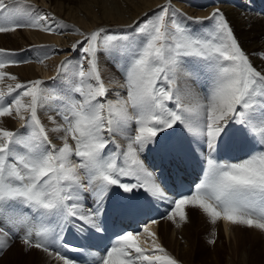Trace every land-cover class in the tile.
<instances>
[{"label":"snow or ice","instance_id":"snow-or-ice-1","mask_svg":"<svg viewBox=\"0 0 264 264\" xmlns=\"http://www.w3.org/2000/svg\"><path fill=\"white\" fill-rule=\"evenodd\" d=\"M16 4L33 11L30 23L22 24L10 10ZM158 7L156 14L145 13L142 22L128 26H135L133 37L107 34L105 28L74 29L81 37L72 46L82 53L80 62L65 60L57 69L58 76L70 73L67 88L48 90L40 79L18 82L8 87L9 95L15 93L11 103L0 92V117L15 113L23 121V131L0 127V253L23 231L20 238L28 249L51 255V217L58 218L60 233L73 228L89 236L103 233L109 204L117 214L140 211L139 192L145 194L144 203L167 200L168 220L186 222L185 209L192 206L212 224L224 220L264 231V51L247 53L219 9L206 18L214 21L211 28L196 32L177 19L171 0ZM25 26L51 33L64 25L51 13H36L27 0H0V33ZM15 55L0 49V79H17L3 71L18 63L6 59ZM102 55L119 65L122 82L112 74L106 85ZM114 84L126 95L116 91L115 99L108 100ZM45 109L47 124L39 114ZM180 125L191 137L186 146L175 135ZM237 132L251 136L260 150L242 161L221 162L217 155ZM51 133L62 134L59 146ZM146 151L178 164L189 152L199 153L206 163L204 179L190 193L169 199L163 180L142 158ZM144 233L152 238L151 250L142 247ZM62 247L72 249L67 242ZM55 257L76 264L60 251ZM94 264L179 261L144 225L116 234Z\"/></svg>","mask_w":264,"mask_h":264},{"label":"bare ground","instance_id":"bare-ground-1","mask_svg":"<svg viewBox=\"0 0 264 264\" xmlns=\"http://www.w3.org/2000/svg\"><path fill=\"white\" fill-rule=\"evenodd\" d=\"M33 1L38 0H27V3L35 6L36 13L40 15L51 13L64 26L60 27L59 31L51 33L26 26L20 27L13 32L0 33V48L9 52H22L24 51L23 49H28L30 53L36 54V57H39L38 62L42 61L43 68L40 69V72L41 74L44 72V80L55 81L58 79L57 82H49L51 85L47 86L48 90H60V88H67L70 84V73L58 76L57 69L60 63L67 60L66 58L71 56V52L75 51L72 47L73 43L81 39L74 29H81L87 33L98 25H103L101 28L104 27L105 29H110L108 28L110 26L128 28L134 21H138L142 15L144 16L146 12L161 3L159 0H129L130 2L122 0V3L113 1L104 3L103 0H99V4L94 10H90L87 6L82 9L81 7L83 6L80 4L77 7H75L76 5L65 7V2L62 4L61 0H49L46 2H49V8H43L42 5H35ZM220 1L216 5L226 15V20L233 29L234 35L242 48L247 53L264 51V0ZM9 8L14 11L16 18L22 24H28L34 18L33 11L26 9L24 4L9 5ZM181 8L187 14L193 15L194 13L192 8H187L184 5ZM20 9L26 10L16 11ZM209 12L210 9L196 11L194 16L205 17ZM26 17L28 18V23L24 21V19H27ZM99 21L102 22L99 23ZM52 24L54 26L55 22H52ZM205 31L204 27L199 30V32ZM58 43L62 46L68 45L70 49L66 50L65 47L56 48ZM62 49H65V51ZM47 53L48 56L46 55ZM49 56L52 58L49 59ZM8 59L15 60L16 58L9 57ZM22 59H25V61L19 62ZM19 61L3 69V71L10 73L17 79L11 80L7 77L0 79V92L8 94L9 86L14 88L18 82L24 83L38 79L39 74H37L34 63L30 59L25 57L19 59ZM253 62L256 65L261 64L257 57H253ZM101 63L106 69V85L109 75L112 74L116 76L117 80L122 82V77L117 71L119 65H114L111 58L103 55L101 56ZM53 77L55 79H52ZM60 81H62L61 85ZM110 87L115 93L120 91L121 95H126V92L119 89L118 85L114 84L110 85ZM193 87L196 91H200V86L193 84ZM12 95H15V93ZM12 95L4 96L6 103L12 100ZM111 100H114V98ZM170 107L174 106L170 105ZM39 114L42 121L47 124V115L49 114L47 110H42ZM19 120L15 113L11 117H0V127L9 130H20L18 125H16ZM22 122L20 120V123ZM132 124L135 127L134 121ZM21 131L23 130L21 129ZM132 133L134 134V132ZM59 135L62 134H50L53 143L58 146L61 144V141L57 138ZM175 135L185 143V146L187 141L191 139V137H188L183 125L178 126ZM120 142L126 144V140L123 137L120 138ZM113 147L110 146V150ZM193 155L198 159H203L199 153ZM185 211L188 217L186 222H180L177 217L175 221L163 220L150 229L151 232L156 234L157 242L166 249L170 256L179 261V264H264V248L259 241L260 236L264 235V231L241 225H231L224 220H219L212 224L202 211L192 206H187ZM177 224L180 226L178 227ZM221 224L224 228L225 236H223ZM151 239L146 233L141 235L142 247L151 249ZM210 240H214L215 243H209ZM16 242H10V246L6 248L5 256L0 260V264H6L4 260L7 259V261L18 259L19 264H61L52 254L50 255L35 248L28 249L22 241Z\"/></svg>","mask_w":264,"mask_h":264},{"label":"rangeland","instance_id":"rangeland-1","mask_svg":"<svg viewBox=\"0 0 264 264\" xmlns=\"http://www.w3.org/2000/svg\"><path fill=\"white\" fill-rule=\"evenodd\" d=\"M41 1H43L42 3H41ZM47 1H49V0H38V1H33L34 2V4L35 5H42V7L43 8H49V2L48 3H46ZM58 1H60V0H58ZM62 2V4L64 3L66 6L65 7H68V6H70V5H73V6H75V7H77L79 4L81 5V6H83V7H81L82 9L85 7V6H87V8L88 9H90V10H94V8L97 6V4H99V0H61ZM106 1H108L107 3H109L110 1H113V2H121L122 3V0H103V2L105 3ZM126 1H128V2H130V1H132V0H126ZM134 1V0H133ZM161 3L159 4V5H157L155 8H153V9H151L150 11H148V12H146V13H148L149 14V16H152V15H154V14H156L157 12H159L160 11V9H159V7L158 6H160V5H164V4H166V3H168L169 2V0H159ZM189 1V2H188ZM194 1V2H193ZM242 1H246V0H242ZM221 1L220 0H171V6H172V8H174V9H176L177 10V19H179L180 20V22L182 23V24H184V25H187V27H188V29L189 30H192V31H196V32H199V30H201V28H205L206 29V31L205 32H207L210 28H211V26L214 24V21H210V20H208V19H206L207 17H209V15L214 11V10H216V9H219L218 7H217V3H220ZM38 3V4H37ZM227 3V2H226ZM193 4V5H192ZM185 6V7H187V8H192V9H194V13L196 12V11H203V10H206V9H210V12H209V14L207 15V16H205V17H197V16H194L195 14L193 13V15H191V14H187V13H185L184 11H183V9L181 8L182 6ZM80 7V6H79ZM219 11L220 12H222V10L221 9H219ZM97 12V11H96ZM98 13V12H97ZM183 14V15H179V14ZM223 14H224V12H222ZM258 14V13H257ZM224 16H225V18H226V15L224 14ZM191 17H194L193 19H187V18H191ZM27 18V17H26ZM145 17L142 15L141 17H140V19H139V21L140 22H142L143 21V19H144ZM198 20H200V21H203V23H197L196 21H198ZM24 21H26L27 23H28V18L27 19H24ZM102 21H99V23H101ZM131 25H133V23L131 24ZM98 26H100V27H98ZM97 27H94L92 30H96V29H99V28H101V26H103V25H98ZM102 28H104V27H102ZM108 28H110V29H107L106 28V30H107V34H114V35H127V36H129V37H131V35H132V37L133 36H135L136 35V33H135V26H133L132 28H126V27H121V28H119L118 26H110V27H108ZM128 29L130 30L129 32H128ZM81 30V29H80ZM92 30H90V31H92ZM81 31H83V30H81ZM127 31V32H126ZM83 32H85V31H83ZM81 38V37H80ZM73 44H75V43H73ZM73 46V45H72ZM66 48V50H68V49H70V46H62V45H60L59 43L56 45V48H59V49H61V48ZM1 49V48H0ZM24 51H22V52H15V51H11V52H14L16 55L15 56H12L13 58H16L15 60L18 62L19 61V59H21V58H25V57H27L28 59H30L31 60V62H33L34 63V66H35V69H36V72H37V74H39V77H38V79H40V80H43V81H45V85H44V87L47 89V86L49 85H51L50 83H53V82H57L58 81V79L57 80H55V81H53V80H44V72H43V74H41V72H40V69L41 68H43V65L41 64V62H38V60H39V57H36V54H32V53H30V51L28 50V49H23ZM62 50H64L65 51V49H62ZM47 56H48V53L46 54ZM20 56V57H19ZM81 56H82V53L77 49V50H75V51H72L71 52V56L69 57V58H66L67 59V61L69 62V64L70 65H75V64H78L79 62H80V59H81ZM17 58H18V60H17ZM35 58H36V60H35ZM50 58H52L51 56H49V59ZM6 59H8V58H6ZM13 60V59H12ZM25 61V59H22V60H20L19 62H24ZM65 61V60H64ZM61 64V63H60ZM63 73H61L60 75H62ZM46 81H48V82H46ZM50 82V83H49ZM60 83V85H61V83H62V81H60L59 82ZM60 85H59V87H60ZM60 89H62V88H60ZM124 91V90H123ZM115 93V91H111L110 93H109V95L107 96V99L108 100H111L112 98H114V94ZM5 95H9V94H6V93H4V96ZM14 95H12V97H13ZM12 97H11V99H12ZM7 98H8V96H7ZM8 103H11V101L9 100V102ZM22 124H23V122L22 123H20V120L19 121H17L16 122V125H18V127L20 128V130L22 129ZM134 129H135V127L133 126V124H132V132H134ZM23 130V129H22ZM171 221V220H170ZM221 229H222V233H223V236H225V231H224V228H223V226H222V224H221ZM249 237H251L250 235H249ZM261 238H259V241H260V243H262V247L264 248V235L263 236H260ZM225 239V238H224ZM223 239V240H224ZM11 243H17L16 241H13V240H11ZM25 250V249H24ZM5 252H6V249L2 252V253H0V260L1 259H3L4 258V256H5ZM8 260V259H7ZM7 260H4L5 262H6V264H19V261H18V259H10L9 261H7Z\"/></svg>","mask_w":264,"mask_h":264}]
</instances>
